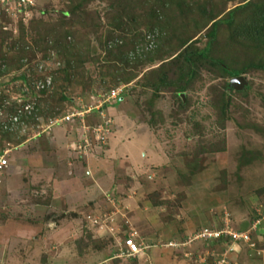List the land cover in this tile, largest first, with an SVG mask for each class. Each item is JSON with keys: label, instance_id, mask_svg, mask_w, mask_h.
Instances as JSON below:
<instances>
[{"label": "rangeland", "instance_id": "rangeland-1", "mask_svg": "<svg viewBox=\"0 0 264 264\" xmlns=\"http://www.w3.org/2000/svg\"><path fill=\"white\" fill-rule=\"evenodd\" d=\"M34 1L32 13L19 14L14 8L0 10V29H10L0 33V55L4 56L0 58V152L22 141H44L57 126L50 125V119L77 110L88 123L97 122L98 113L110 120L105 142L93 143L88 150L99 151V146H106L111 135L120 131L121 140L130 141L127 148L136 164L116 168L114 180L125 189L122 195H113L111 189L98 201L97 210L90 204L87 211L62 214L64 222L72 221L76 226L74 238L65 246L49 234L36 250L26 238L42 222L31 223L33 215L24 202L10 206L0 202V256L9 255L14 264H75L76 260L84 262L89 251H97L106 264H264V70L249 67L262 55L254 54L255 45L228 38L225 31L216 36L220 50L228 51L227 58L223 55L226 62L245 67L242 75L247 85L243 93H228L230 104L224 116L216 99L225 79L231 77L201 66L198 75L180 92L175 93L172 86L153 90L145 83L156 76L153 69L176 53L182 40L203 46L205 29L196 31L199 14H193L198 11L196 3L202 0H188L195 9L185 13L192 16L187 23L177 9L168 11L167 19L181 24L176 31L168 24L162 30L149 29L142 16L124 30L111 28L107 16L116 10L111 0L85 1L82 10L64 27L72 32L65 38L76 63L73 69L66 66V54L48 46V41L33 45L31 38L37 28L35 22L34 28L27 23L32 14H41L40 7L50 9L45 15L55 20L52 10L64 8L68 1ZM212 1L219 7L224 1L226 8L243 2ZM3 11L7 21L2 19ZM18 19L24 22L23 38L29 45L24 49H30L23 53L20 64L10 62L18 46ZM108 30L115 33L113 39H105ZM11 39L17 43L10 45ZM174 68L176 65L165 72L174 73ZM33 79H47L50 84L38 90ZM118 85L122 90L116 100H104ZM16 97L20 105L29 103V110L13 121V112L6 107L18 106ZM9 166L0 172L9 181L0 188V200L2 188L10 186L16 191L29 183L27 174L17 165L7 172ZM127 167L130 169L124 171ZM89 211L97 220L93 223L100 227L97 234L101 236L87 234ZM205 229L245 231L248 238L234 241L230 234L221 232L210 240L193 239ZM129 233H134L140 245L149 246L133 260L121 253L122 239ZM73 254V261H69ZM66 256L68 259H64Z\"/></svg>", "mask_w": 264, "mask_h": 264}, {"label": "trees", "instance_id": "trees-1", "mask_svg": "<svg viewBox=\"0 0 264 264\" xmlns=\"http://www.w3.org/2000/svg\"><path fill=\"white\" fill-rule=\"evenodd\" d=\"M67 1L68 2L64 8L52 10L55 11V20L52 21L51 19H48L50 16L45 15L46 11L48 15L50 14V9L40 7L39 11L41 14H32L27 20V23L32 26L35 22L33 25H36L37 28L35 37L33 36L31 38L33 45L37 46L39 42L46 43L48 41V46L56 51L62 50L66 54V66L73 69L76 63L75 60H73V53L71 49H69L70 45L68 40L65 38L66 35L72 34V32H69L66 29L64 30V27L67 23H69L71 16L82 10V5L87 0H76L77 2L75 0ZM109 3L112 6L114 5L116 10L107 16V23L111 25V28L115 27L118 30H124V27L127 24L135 22L136 19L142 16L144 19H147L149 29L156 27V29L162 30V28L165 27L164 24H168L172 26L174 31H176L179 30L178 26H181V24L176 21H174L175 23L170 22V20L166 17L168 15V11L177 9V11L183 13L184 17H186H183L182 21L185 19L187 23L192 16L187 17L185 13L189 11L192 12L195 9L194 4L188 0H111ZM224 5L225 2L222 1L221 6L219 7L216 1L213 2L212 0H202V3H196L198 11L193 14H199V20H196L195 28L197 32L201 29H205V40L203 46L199 48L187 39L182 40L176 53H174L169 60L163 61L165 63L161 62L156 69H153L154 72H156V76L152 79H146L145 83L153 87V90H159L162 87L172 86L174 88V92L176 93L183 91L186 88V84L191 82L195 76L198 75V69L201 66L209 69L211 72H217L219 75L224 77H232L242 74L245 67L227 63L225 58H227L226 55L228 54V51L220 50V46H217L218 43H216V36L218 32L221 31L228 33V38L235 37L240 41L254 44V54H262L263 56H257L255 58L256 60L249 64V67L261 68L264 70V0H243V2L230 8H226ZM31 8L34 9L35 7L31 6ZM5 13L6 12L3 11L2 19L7 21L8 17ZM43 16H46L47 18ZM23 23L24 22L21 19L17 20L19 37L17 39L18 43L15 39H11L9 42L10 45H15V43L18 45L10 62H19L23 53L30 50L24 49V46L28 44L23 38ZM78 23L83 26L85 25L82 19H79ZM32 28H34V26H32ZM7 30L10 29H0V33H8ZM114 35L115 33L112 30H108L106 32L105 39H113ZM118 38H121L120 34H118ZM1 40L2 38L0 37V41ZM258 47L261 48L260 52L257 51L259 50ZM110 50L111 49H109V51L107 50V52H110ZM76 56L78 58V53ZM0 58L3 60L4 56L0 55ZM18 64H20V62ZM164 65H166V68H164ZM173 65H176L174 73L171 72L169 74L170 71L165 72L168 67ZM246 87L247 85H244L240 89H235L229 85V79H225V82L223 83L220 92H218L216 99V104L220 113L224 114L227 110L228 104H230V96L228 93L231 91L235 93H243ZM6 109L7 111L14 112L12 104L8 105ZM224 116L226 115L224 114ZM263 188L261 187L260 190L263 191ZM33 195L34 197L38 196L36 194ZM225 236L231 238L228 235ZM135 257L137 256L128 258L133 260Z\"/></svg>", "mask_w": 264, "mask_h": 264}, {"label": "crops", "instance_id": "crops-1", "mask_svg": "<svg viewBox=\"0 0 264 264\" xmlns=\"http://www.w3.org/2000/svg\"><path fill=\"white\" fill-rule=\"evenodd\" d=\"M51 130V136H47L42 142L36 139L22 141L10 149L9 163L7 164L10 166L7 172L17 165L21 172L27 174L29 183L28 186L21 187L16 191L10 186L2 188L1 191L4 206H10V203L21 205V202H24V206L26 205L32 212L31 223L42 222L39 227L41 229L38 231L39 228H37L33 235L26 238V243L35 244L36 250L39 243H42V239L44 242V237L49 234V238L59 240V244L64 246L69 244L70 239L74 238L72 234H74L76 226L72 221L64 222L63 218L65 217L62 214L75 210L87 211L90 204H93L97 210L98 201L102 199L104 193L112 190L110 193L113 195L115 193L116 196L118 193L122 195L125 189L114 180L116 168L120 169L122 164L128 166L136 164L131 161V152L127 148L130 146L128 145L130 141H122L123 134L120 131L116 132V135L113 133L106 146H99V151L96 149L94 153L91 149L86 152L73 149L80 136L79 125L75 121L54 126ZM118 139L121 140V143H118ZM10 156L12 157L10 158ZM123 158H127L125 159L127 162ZM127 169L130 167L125 168L124 171ZM1 177L2 185L9 182H6L2 175ZM33 191L38 192V196L34 197ZM128 197L126 198L128 199ZM88 216L92 218L93 214H90L89 211ZM91 218L90 223H86L90 228L86 230L87 234H94L92 237H98L97 228L100 227L93 223ZM134 240L137 241L136 237ZM145 248L148 251L149 246L146 245ZM151 250L150 255L153 257V250ZM144 251L142 253L145 254L146 251ZM60 253L57 254L58 257H61ZM148 253V257H151ZM72 256L69 261H73L74 254ZM96 258L101 259L102 257L97 251H89L84 257V262L76 260L75 264H106L103 263L105 262L103 259L94 261ZM64 259H68V257L66 256ZM152 259L150 260L153 263ZM12 262H14V258L11 259L9 255L5 258L0 256V264H14Z\"/></svg>", "mask_w": 264, "mask_h": 264}, {"label": "built area", "instance_id": "built-area-1", "mask_svg": "<svg viewBox=\"0 0 264 264\" xmlns=\"http://www.w3.org/2000/svg\"><path fill=\"white\" fill-rule=\"evenodd\" d=\"M35 1L34 0H0V10L4 9L6 10H11V8H14L19 14H22L23 12L25 14L32 13V8L31 6H34ZM22 11V12H21ZM18 14V15H19ZM24 19V17H22ZM5 27V26H2ZM35 83L36 89H43L46 86L50 84V80L47 79H33ZM25 93L28 90L27 87H24ZM122 87L121 86H116L114 88H111L107 94H106V99L108 98H113L110 102H113L116 100L117 96L121 93ZM27 94V93H26ZM16 101L18 102V106L13 105L14 107V112L12 114V120L15 121L16 117L20 116L22 112L28 111L29 110V103H24L23 105L21 104V100L19 97H16ZM100 104V103H99ZM96 110H97V106ZM99 119L97 122H92L88 123L85 121V118L83 116L82 111H77L74 110L72 112H67V114L60 116L58 118H53L50 119L49 124L50 125H60V124H66L68 122H73L76 121L79 125L80 133H79V138L76 141V145L73 149H79L82 152H86L92 145L93 143H104L105 138L107 136V131L110 129L109 127V118L108 116L104 115L103 113H98ZM106 124L105 128L103 127ZM49 128V127H46ZM10 148H5L0 152V172L5 171L7 164L9 163V152ZM1 175H0V187L2 186L1 184ZM33 194H36L38 192L33 191ZM0 202H4L2 199ZM92 222H97L95 216L91 218ZM228 233L230 236H232L233 240L236 241L237 239L245 240L248 238V234L245 231H233V230H227V229H220V231H208V230H203L201 233L195 235L193 239H205V240H210L212 238L219 237L220 233ZM135 236L134 233H129L127 237L122 239V245L124 247V251H121L122 254H124L126 257H133L137 256L142 249L145 246L140 245L137 241L134 240Z\"/></svg>", "mask_w": 264, "mask_h": 264}, {"label": "water", "instance_id": "water-1", "mask_svg": "<svg viewBox=\"0 0 264 264\" xmlns=\"http://www.w3.org/2000/svg\"><path fill=\"white\" fill-rule=\"evenodd\" d=\"M245 82H246V78L242 74L232 76L229 79V85H231L235 89L242 88L244 86ZM180 94L182 95V92Z\"/></svg>", "mask_w": 264, "mask_h": 264}]
</instances>
